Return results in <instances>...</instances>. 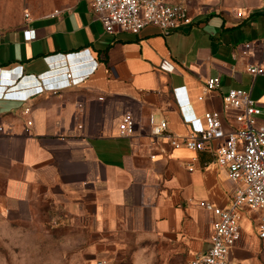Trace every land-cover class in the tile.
<instances>
[{
	"label": "crops",
	"instance_id": "0c3cea01",
	"mask_svg": "<svg viewBox=\"0 0 264 264\" xmlns=\"http://www.w3.org/2000/svg\"><path fill=\"white\" fill-rule=\"evenodd\" d=\"M186 5L190 22L166 34L153 25L108 33L90 0H0V229L16 235L11 246L32 249L18 263L128 254L147 264L162 247L188 263L208 247L211 214L199 201L226 206L234 185L210 152L151 136L148 118L183 136V117L208 110L228 129L231 88L264 103V77L247 72L263 54L264 0ZM212 77L219 86L207 91ZM124 112L130 136L118 128ZM256 225L242 208L232 264H264Z\"/></svg>",
	"mask_w": 264,
	"mask_h": 264
},
{
	"label": "built area",
	"instance_id": "2783aa9c",
	"mask_svg": "<svg viewBox=\"0 0 264 264\" xmlns=\"http://www.w3.org/2000/svg\"><path fill=\"white\" fill-rule=\"evenodd\" d=\"M188 1L90 0V8L108 33H138L145 26L153 25L166 34L190 22ZM25 16L28 14L25 13ZM30 39V31L25 30L24 40ZM261 49L262 58L247 66V72L252 76L264 77V38ZM66 79L71 85L70 73H66ZM218 86L219 79L216 77L205 81L207 91L215 90ZM222 102L224 109L235 110L228 120V129H225L226 122L221 113L211 110L205 111L201 117H183L189 126L188 133L183 136L167 135L165 119L156 120L152 115L148 118L151 136H167L173 147L184 146L195 151L210 152L213 161L226 169L227 177L234 185L226 206L199 201V206L211 214L210 246L206 251L192 256L187 264H232L233 251L241 233L242 208L255 214L258 237L264 240V118H261L264 111L250 93L242 89H229L223 95ZM28 111L26 107L23 112ZM118 128L122 136L134 133L135 122L130 112L122 114Z\"/></svg>",
	"mask_w": 264,
	"mask_h": 264
},
{
	"label": "rangeland",
	"instance_id": "374dc122",
	"mask_svg": "<svg viewBox=\"0 0 264 264\" xmlns=\"http://www.w3.org/2000/svg\"><path fill=\"white\" fill-rule=\"evenodd\" d=\"M260 106L264 111V103L261 102ZM261 118H264V113L261 115ZM6 231H1L0 229V264H21L18 261L24 262L25 259L32 261L33 255L31 254L32 249H28V252L25 253L24 248L11 246L16 244L17 237L16 235H10ZM11 244V245H10ZM121 258V259H120ZM118 260H114L110 264H131L130 257L128 254L120 257ZM100 262L96 263L99 264ZM74 264H92V263H83L77 260ZM95 264V263H94ZM147 264H187V258L182 252L175 253L171 248L162 247L156 248L153 252V259Z\"/></svg>",
	"mask_w": 264,
	"mask_h": 264
},
{
	"label": "water",
	"instance_id": "95a60500",
	"mask_svg": "<svg viewBox=\"0 0 264 264\" xmlns=\"http://www.w3.org/2000/svg\"><path fill=\"white\" fill-rule=\"evenodd\" d=\"M209 246H210V245L208 244V247H207L204 251H206V250L209 248Z\"/></svg>",
	"mask_w": 264,
	"mask_h": 264
}]
</instances>
